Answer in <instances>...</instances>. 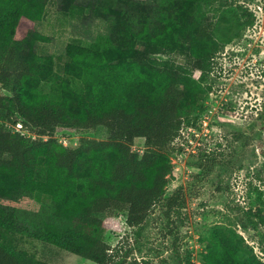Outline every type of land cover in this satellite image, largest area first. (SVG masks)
Segmentation results:
<instances>
[{
  "label": "trees",
  "instance_id": "trees-1",
  "mask_svg": "<svg viewBox=\"0 0 264 264\" xmlns=\"http://www.w3.org/2000/svg\"><path fill=\"white\" fill-rule=\"evenodd\" d=\"M46 5L0 0V229L52 242L98 264H144L137 258L117 263L118 249L104 239L100 214L124 211L127 223L138 227L159 203L167 217L180 212L185 187L166 196L175 141L210 93L211 58L221 42L232 41L252 20L222 15L210 26L173 17L119 43H71L58 72L53 58L36 51L37 42L48 39L34 28ZM183 49L193 62L155 55ZM42 82L55 88L47 92ZM100 126L106 139L81 136L66 145L56 137L59 128L87 132ZM138 137L145 138L142 154L133 147ZM198 176L192 173L188 182ZM31 201L40 206L33 209ZM248 218L256 221L252 212ZM209 251L205 264H264L242 236L225 229ZM0 264L53 263L0 237Z\"/></svg>",
  "mask_w": 264,
  "mask_h": 264
},
{
  "label": "rangeland",
  "instance_id": "rangeland-1",
  "mask_svg": "<svg viewBox=\"0 0 264 264\" xmlns=\"http://www.w3.org/2000/svg\"><path fill=\"white\" fill-rule=\"evenodd\" d=\"M240 13L252 22L232 41L221 42L211 58L210 93L171 152L174 173L166 196L185 187L180 212L167 217L159 203L138 227L127 223L124 211L100 214L104 239L118 249L117 263L137 258L144 264H205L211 240L222 229L242 236L264 260V0H47L35 22L34 28L48 36L37 42L36 51L53 58L59 72L71 43L97 48L105 38L119 43L143 29L153 32L173 17L215 26L222 15ZM155 55L193 62L184 49ZM40 85L47 92L55 88L53 82ZM81 136L106 139L108 132L103 126L56 132L66 145H76ZM133 147L142 154L145 138H136ZM196 172L200 176L189 183ZM27 205L37 209L40 203ZM251 212L257 226L248 218ZM0 237L36 260L98 264L26 233L0 229Z\"/></svg>",
  "mask_w": 264,
  "mask_h": 264
},
{
  "label": "built area",
  "instance_id": "built-area-1",
  "mask_svg": "<svg viewBox=\"0 0 264 264\" xmlns=\"http://www.w3.org/2000/svg\"><path fill=\"white\" fill-rule=\"evenodd\" d=\"M22 127H23V125H22L21 122L17 124V128H18V129H21ZM60 141L62 142V140H60ZM64 144H65V143H64Z\"/></svg>",
  "mask_w": 264,
  "mask_h": 264
}]
</instances>
